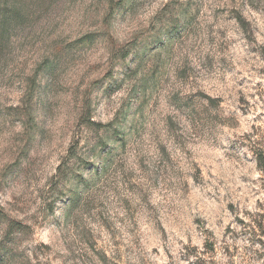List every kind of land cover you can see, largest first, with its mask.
Returning <instances> with one entry per match:
<instances>
[{"label":"rangeland","instance_id":"obj_1","mask_svg":"<svg viewBox=\"0 0 264 264\" xmlns=\"http://www.w3.org/2000/svg\"><path fill=\"white\" fill-rule=\"evenodd\" d=\"M264 0H0V264H264Z\"/></svg>","mask_w":264,"mask_h":264},{"label":"trees","instance_id":"obj_2","mask_svg":"<svg viewBox=\"0 0 264 264\" xmlns=\"http://www.w3.org/2000/svg\"><path fill=\"white\" fill-rule=\"evenodd\" d=\"M259 164H264V157L263 156H259L258 159Z\"/></svg>","mask_w":264,"mask_h":264}]
</instances>
